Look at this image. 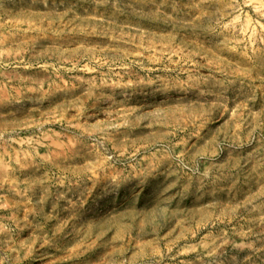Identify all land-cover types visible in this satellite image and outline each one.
<instances>
[{
	"label": "rangeland",
	"instance_id": "1",
	"mask_svg": "<svg viewBox=\"0 0 264 264\" xmlns=\"http://www.w3.org/2000/svg\"><path fill=\"white\" fill-rule=\"evenodd\" d=\"M0 264H264V0H0Z\"/></svg>",
	"mask_w": 264,
	"mask_h": 264
}]
</instances>
